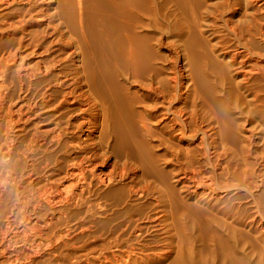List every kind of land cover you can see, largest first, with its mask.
<instances>
[{
  "label": "bare ground",
  "instance_id": "bare-ground-1",
  "mask_svg": "<svg viewBox=\"0 0 264 264\" xmlns=\"http://www.w3.org/2000/svg\"><path fill=\"white\" fill-rule=\"evenodd\" d=\"M263 5L0 0V264H264Z\"/></svg>",
  "mask_w": 264,
  "mask_h": 264
},
{
  "label": "rangeland",
  "instance_id": "rangeland-1",
  "mask_svg": "<svg viewBox=\"0 0 264 264\" xmlns=\"http://www.w3.org/2000/svg\"><path fill=\"white\" fill-rule=\"evenodd\" d=\"M262 11H263V15H264V5H263V9H262ZM14 161H15L16 163H19V155H18V154L15 155Z\"/></svg>",
  "mask_w": 264,
  "mask_h": 264
}]
</instances>
